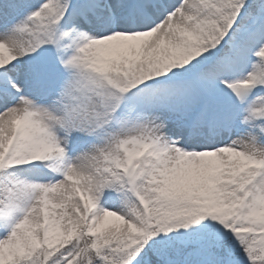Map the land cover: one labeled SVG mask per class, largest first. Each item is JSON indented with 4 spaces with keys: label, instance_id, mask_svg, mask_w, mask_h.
<instances>
[{
    "label": "snow or ice",
    "instance_id": "obj_1",
    "mask_svg": "<svg viewBox=\"0 0 264 264\" xmlns=\"http://www.w3.org/2000/svg\"><path fill=\"white\" fill-rule=\"evenodd\" d=\"M0 264H264V0H0Z\"/></svg>",
    "mask_w": 264,
    "mask_h": 264
}]
</instances>
